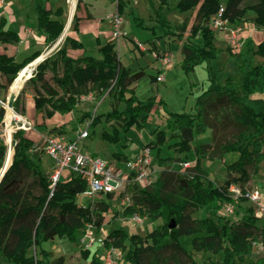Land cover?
Here are the masks:
<instances>
[{"label":"trees","instance_id":"1","mask_svg":"<svg viewBox=\"0 0 264 264\" xmlns=\"http://www.w3.org/2000/svg\"><path fill=\"white\" fill-rule=\"evenodd\" d=\"M80 1L72 18L74 31H78ZM110 1L116 3V12L122 16L127 0ZM157 1L153 19L162 30L157 38L168 36L181 41V67L185 72L218 55L215 31L210 28L209 20L220 7H223L222 17L231 25L251 22L264 28V0H227L224 5L220 0H176L173 8L190 12L178 25L170 24L162 14L169 0ZM247 12H251V17ZM63 13L62 6L54 11L42 5L39 7L37 30L45 36L46 44L54 43L62 33ZM133 19L137 25L143 23L141 17L134 16ZM5 23V18L0 16V42H19L18 33L4 29ZM115 47L116 42L111 39L99 46V58L84 52L72 57L67 54V49H83V46L77 39L66 36L55 56L38 62L26 81L34 89L35 113L43 119L51 118L55 113H70L76 109L82 95L93 93L96 99L106 96L112 103L106 112L94 114L82 110L76 118L81 124L92 117L89 136L95 134V128L104 119L112 122V127L99 134L109 143L120 142V132L130 127L141 129L163 100L156 95L145 99L137 97L132 84L146 73L143 69L131 72L122 66ZM227 52L237 60L238 71L220 81L216 70L207 65L210 82L196 97L195 112L169 111L165 121L169 133L156 130L154 139L145 144L153 150V157L159 163L180 161L177 156L161 157L162 146L185 156L193 150L196 159L192 172L183 171L180 166L178 169L162 168L150 185L140 187L134 183L127 187L131 201L124 207L125 216L136 213L151 220L161 219V223L145 235L128 233L118 226L103 237V248L121 250L127 264H199L194 253L216 254L220 251L223 258L214 264H264V258L250 256L253 243L264 242V221L258 225L259 216L254 207L245 208L242 214L235 211L233 218L220 212L223 203L240 206V202L235 204L230 196V186L244 187L264 160V103L258 111L247 103L250 95L264 94V38L256 45L246 38L241 49L229 45ZM40 53L41 49H38L21 61L1 54L0 92L6 93L18 72ZM256 57L261 60L252 63ZM49 72L53 83L46 77ZM150 78L152 80V76ZM24 94L22 88L12 105L21 115L25 114ZM4 113V107L0 106V124ZM34 128L35 125L29 129L18 128L12 133L11 164L0 180V256L7 264H82L68 263L64 255H54L52 250L43 247V243L55 237L76 242L88 223L99 231L104 224L102 213L108 212L109 204L106 199L87 204L77 202V193L87 186V179L81 174L67 176L51 187L50 173L42 167L43 151L35 149L30 133ZM207 129L212 130L210 142L193 143ZM65 132L58 128L57 133ZM126 141L124 138L121 144L127 147ZM227 152H238V158L226 164L224 182L215 185L200 160L204 155L221 159ZM5 153L6 147L0 138V168ZM115 155L125 158L122 154ZM106 197L111 199L112 195ZM204 206H211L206 215L194 217L193 214ZM172 220L174 227L170 228ZM181 236L191 237L192 251L180 242ZM80 255L88 260V264H103L99 249L84 248Z\"/></svg>","mask_w":264,"mask_h":264},{"label":"rangeland","instance_id":"2","mask_svg":"<svg viewBox=\"0 0 264 264\" xmlns=\"http://www.w3.org/2000/svg\"><path fill=\"white\" fill-rule=\"evenodd\" d=\"M10 1V0H7ZM15 2V6H17L18 0H12ZM227 0H220L221 3H225ZM176 3V0H169V5L165 6V8L162 11V14L166 17L168 22L173 25L180 24L186 15H188V12H179L177 9L173 8L174 4ZM29 4V3H28ZM27 5V4H26ZM29 6V5H28ZM149 6H146L144 3V0L138 1L136 7H134V15H129L126 13V15L122 18L123 21V29L126 31V34L131 37L144 39L145 37V28L137 26L136 22L133 19V16H142L146 19V21H149V13L151 12V9L148 8ZM116 12L115 11L110 13V17H112ZM153 13V12H152ZM247 15H251V12H247ZM154 17V13H153ZM111 22L113 24V19L111 18ZM251 23V22H250ZM250 26V25H246ZM249 29H241L238 27H232L230 24H228L227 29L225 30H217L215 32V38L214 43L219 49L218 55L211 59L209 62H203L200 65L195 66L194 70L185 72L183 68L181 67V59L179 60L178 64H176L177 61V49L175 48V45L171 42H177L176 38H168L170 40V50L167 48L164 53H167L168 58L170 59V68L173 67V65H176L175 70H173L170 73H167L165 75L164 81L160 84V90L159 94L154 91V88L152 85H150L149 80L147 78H143L138 82V85L136 86V94L140 98H147L148 96H152L155 94H158L159 96H162L164 99V103L159 107L158 112L153 113L150 115V118L145 122L143 127L141 129H136L135 127H130L125 132H120V142L113 144L109 143L105 140H102L100 138L99 132L102 129L111 130L112 122L106 121V119L102 120V123L98 125L95 128V135L90 136L88 138L82 139L79 143L80 147L85 151H97L103 158L110 157L113 151L117 150H125L128 155H133L137 151L140 150L141 147L148 142L152 136H155L156 130H165L166 125L165 121L168 116L169 111L173 112H187L189 113L192 109L195 108V100L198 94L203 91L209 84V75L208 71L206 69L207 65H211L214 70H216V75L222 81L226 76L234 74L238 71V62L237 60L231 56L227 52V48L230 45L233 49L239 50L241 49L244 41L248 37L247 34L254 28V26H250ZM256 27V26H255ZM230 28H234L236 31V38L234 41L230 37L229 30ZM260 33V36L264 38V28H258L256 27ZM161 29V28H160ZM227 32V33H226ZM260 36L255 39L256 41L253 42L254 45L258 44L260 41H257L260 39ZM121 41L124 43L130 45L131 41L130 38H127L123 36L118 43V51L119 55H122L121 48ZM145 43L142 42V45ZM163 44H165L163 42ZM138 47V46H137ZM169 52L171 54H169ZM90 54H94L90 52ZM149 56H152V53L148 51ZM140 55V54H139ZM181 56V55H180ZM141 60H139V64H142V62H145L147 60V57L140 56ZM125 61L127 60L130 64V66L138 70V63L134 59L130 58L129 53L125 55ZM261 59L259 57H256L252 63H255L257 61H260ZM166 68V67H165ZM31 76V75H30ZM29 76V77H30ZM28 77V78H29ZM46 77L48 80L53 83L51 79V72H49ZM27 78V79H28ZM27 79L23 81L20 90L23 88L26 95H33L34 89L33 86L30 83H26ZM158 80V79H157ZM204 81L206 84V87L204 89H201L200 84ZM193 82H197L198 84L193 85ZM194 92V93H193ZM24 94L23 98V105L26 106V95ZM9 95V89L6 93L0 92V106L4 107V111H6V103ZM194 95V97H193ZM264 94L262 93H254L249 96L247 99V103L250 104V106L255 110L258 111L259 108L263 105L264 100H262V97ZM3 97L5 98L3 100ZM195 98V99H194ZM102 99V100H101ZM101 99H96L94 96L91 100H85L84 102H79L77 107L78 109L76 111H73L70 114V118L68 119L69 115L59 114L55 115L51 118H49L50 125L46 123L45 127H39L38 130L42 131L43 133L48 130L49 133H55L58 131V128H63L66 132V135H72L78 130L81 126L84 127V123H78L76 121V118L81 114L82 110H88V111H95L96 113L100 112H106V110L111 108L112 101L107 98L106 96H103ZM26 109V108H25ZM12 113L15 114V118L12 119V131H11V144L13 145L12 141V133L16 131L18 128H23L25 121H31L34 120L33 113L31 110H28V117L26 116V110L25 114L21 115L19 113H16L12 109ZM5 115V113H4ZM35 116V115H34ZM57 116V117H56ZM36 117V116H35ZM68 119V120H67ZM34 123H31L32 125H35L36 121H33ZM63 125V127H60ZM54 126L56 128H54ZM76 127V128H75ZM83 127L81 129H83ZM24 129V128H23ZM39 131H37L35 128L30 132L35 138V145L41 146L42 145V136L39 134ZM46 134V133H45ZM6 135V125L5 120L3 117L2 124H0V138L3 140V144L5 145L7 149V144L5 140ZM212 130L208 129L207 134L203 136V138H209L211 139ZM227 137V133L225 134ZM76 137V135L74 136ZM124 138L127 139V147L123 146L121 144V140ZM202 138V139H203ZM199 139V138H198ZM13 147V146H12ZM14 148V147H13ZM36 149V147H35ZM6 154V153H5ZM165 152L161 154V157H166ZM239 153L238 152H227L224 154V157L221 159H211L205 156L203 159L201 158L200 162H202V167L204 170L208 172V178L214 182L215 185L222 184L225 179L226 175V164L234 161L238 158ZM184 160H187V158H180V161H174V162H163L159 163L158 160H156L155 167L159 171L162 168H173L178 169V166L181 162ZM42 167L46 170L49 169L50 164V157L43 152L42 154ZM188 172L194 171L193 169V163L190 162V167L186 170ZM244 190L246 188H257L259 193L261 194V204L264 207V160L261 161L258 165V169L256 173L252 176V179L244 186L242 187ZM106 199L109 204V210L108 212H103L104 216V224L101 227L99 231L96 232V240L91 245H87V242L82 241V236L76 241V242H70L65 237H55L52 241H47L43 243V247L50 249L54 252V255H64L65 259L68 263H74V262H81L82 264H88V260L83 259L80 255V250L84 248H89L91 251L95 249L100 250V255L103 256V254L106 251V248H103L102 246V239L103 237L113 228L121 226L123 227L128 233H137L139 235H145L147 234L151 229H153L155 226L161 223V219L157 220H151L148 217L143 218L142 223H132L129 216H125L123 214L124 205L121 204L120 198L115 197L113 199H109L106 196L102 197H78L77 202L82 204H87L88 202H95L99 201L100 199L103 200ZM239 205H233V212H226L225 206L227 203H223L222 207L220 209V212L227 216L228 218L234 217V212H238L239 214L244 213L245 208L250 207L249 202L246 200L239 201ZM211 206H204L199 211L193 214L194 217H203L206 215L208 209H210ZM255 212H256V208ZM259 221L258 225H262L264 221V212L258 214ZM180 242L183 244V246L188 249L189 251H192V245H191V237L181 236L179 238ZM262 247L260 246V242L253 243L252 245V252L251 257L252 258H264V242H262ZM123 252L121 250H118V252L112 257V264H127L124 260ZM194 257L198 261L199 264H214L215 262H218L222 260L223 258V252L220 251L219 253H194ZM1 259V256H0ZM1 264V263H0Z\"/></svg>","mask_w":264,"mask_h":264},{"label":"crops","instance_id":"3","mask_svg":"<svg viewBox=\"0 0 264 264\" xmlns=\"http://www.w3.org/2000/svg\"><path fill=\"white\" fill-rule=\"evenodd\" d=\"M138 1H141V0H127L125 10H124L121 17H124L126 15V13L129 15H131V14L134 15V7H136ZM77 2H78V0H75V6H74L73 12L71 14L72 18H73L74 13L76 12ZM18 3L19 4L17 6H15L14 1L4 0L2 6L0 7V16L4 17L6 20L4 29H9V30L17 32L18 36L20 38L19 42H17V43H2V42H0V55L6 54L8 56H13L16 61H21L24 57L30 55L32 52H34L38 49H41L40 55L34 59L37 61L34 63V65L31 66V75H32L34 68L38 62L45 59L46 57H54L55 56L56 51L61 47L66 36H70V37L77 39L78 41H80L82 43V46H83V49H80V48H78V49H67V54L72 56V57H78V56L82 55L83 52L85 54L91 55L90 52H92V53H94V54H92V56L99 58V57H101V54L98 52L99 46L112 39V22H111L110 13L115 11L116 3L112 2L110 0H81L79 10L77 11V15L80 17L78 31H74L71 28L72 18H70L71 21H70V23L67 27V30H66V23H67L68 14H69V0H46L44 2H41V0H18ZM144 3L146 4V6H149L148 8L151 9V12H148L149 13L148 14L149 15V19H148L149 21H146V19L144 17L137 15V17H141L143 19V23L141 25H137V26L145 28V36H144L145 38L139 39V38H136V36L134 38L131 36H128V34H126V31L123 29L125 31V37L130 38L131 43H130V45H128V44L124 43L123 41H121V44H122L121 48H123L122 55H119L117 43H116L115 48H116V51L118 53V57H119V60L122 64V66L128 68L131 72H135V71H138L140 69H143L146 73L138 81H136L132 84V88L134 89L135 94H136V86L138 85V82L143 78H147L149 80L150 85L153 86L154 91L159 94L160 84L164 81L165 75L167 73L172 72L176 68L175 64L173 65L172 68H170V66H171L170 59H169L168 63L164 64L162 62L161 58L159 57V54L164 53V51L167 48H169V50L171 49L170 48V40L171 39H168V38L173 39L175 37L165 36V37L157 38V36H160L162 34V30L160 29V26L158 25V23L153 19V13L152 12H153V8L157 7L158 1L157 0H144ZM221 4L224 5V3H221ZM41 5L43 7H45L46 9H51L53 11L56 10L60 6H62L64 8V13H63L61 19H63L65 24H64V28H63L62 33L57 38V40H58L61 37L58 43H56L57 42V40H56L52 44H46L45 43V36L40 31L37 30L36 17L38 14V9ZM189 15H190V12H188V15H186L185 17H187ZM53 17L57 18L56 16H53ZM249 17H251V15ZM246 25L254 26V28L247 34V36H248L247 38L252 39L253 42L256 41L255 39H257V37L260 36V33L258 32L259 30L255 27L254 24H252L250 22H243L239 25H236V26L231 25V26L232 27H238L241 29L251 28L250 26H246ZM122 28H123V26H122ZM262 39H263V37L260 36V39H258L257 41H261ZM97 40L100 42V44H98ZM138 42H141V43L144 42L145 43L144 44L145 46H143L144 49H140L139 47H137ZM163 42L165 44H163ZM171 43L174 44L175 48L177 49V51H176L177 52L176 64H178L179 60L181 59V61H182V57H183V55L181 53V41H179L177 39V42H171ZM148 51H150L152 53L151 57L149 56ZM128 53H129L130 58L137 61L138 70L133 69L130 66L129 62L127 60L126 61L124 60L125 55ZM169 54H171V53L169 52ZM40 56L42 58L38 60V58ZM140 56L147 57V60L145 62H142V64H139V60H141ZM180 64H181V62H180ZM150 76H152V80H151ZM158 76H161L162 79L157 80ZM204 83L205 82L202 81V83L200 84L201 89H204L206 87V84H204ZM196 84H198V83L193 82L194 87ZM158 94H155V95L158 97ZM137 97H138V95H137ZM193 97H194V95H193ZM138 98L139 99H145V98H140V97H138ZM159 98H161L163 100V103L165 102L164 99L162 98V96H159L158 99ZM262 100H264V96L262 97ZM26 101H27L26 106H25L26 116L28 117V110L29 109L31 110L32 113L34 112L33 114L36 117L33 115L34 120H31V121L29 120V121L32 124L34 123L33 121H36L35 122V129L37 131H39L38 130L39 127H45L46 123H48L51 120H49V118L43 119L40 114L35 113L32 95H26ZM80 102H84V101H80ZM159 107H158V109H159ZM77 109H78V107H76V109L74 111H76ZM158 109L156 111H153V113L158 112ZM72 112H70V113H72ZM194 112H195V108H194V110L192 109L189 113H194ZM55 115H59V113H55L53 116H55ZM65 115H69L68 119L70 118L69 113L64 114V116ZM43 122L45 123L44 125H42ZM51 122H49L48 125H50ZM82 127L83 126H81L79 129H81ZM76 131H77V129H76ZM76 131L72 135L67 136L66 133H63V135L67 139H74L75 138L74 136L76 135ZM165 131L169 133V131L167 129H165ZM207 131H208V129H207ZM207 131L205 134H201V135L197 136L196 139L193 141V143L210 142L211 139H209L207 137L203 138V136H205L207 134ZM45 133L46 134L49 133L48 130H46ZM45 133H43L42 131H39L40 135H45ZM55 133H57V131ZM88 137H90V136H88ZM154 137L155 136H152V138L150 140L154 139ZM33 139L35 140V138H33ZM148 142H146V143H148ZM145 144L141 147V149L145 146ZM141 149L136 150L137 152L131 156L127 154L126 149L113 151L110 157H106L104 159H108L110 161H114V162H117V163L123 165L122 163L124 161L134 157L137 153H139L141 151ZM89 152L102 157L97 151H89ZM163 152H165V154H166L165 156H177L180 158H187L186 161H188L189 163L192 162L193 165H194V162L196 159V155H195L193 150L189 151L187 153V155L185 156L184 154H174L172 150L167 149L166 146H162L161 147V154H163ZM115 153L122 154L123 156H125V158H119L118 156L115 155ZM151 155H152V164L155 166L156 160L153 157V155H154L153 150H151ZM205 156H207V155H204V157ZM204 157H202V159ZM50 169H51V161L49 164V169L47 170V171H49V173H50ZM67 174H68V172L65 171L62 179H65L67 177ZM0 263L1 264H7L2 257L0 259Z\"/></svg>","mask_w":264,"mask_h":264},{"label":"built area","instance_id":"4","mask_svg":"<svg viewBox=\"0 0 264 264\" xmlns=\"http://www.w3.org/2000/svg\"><path fill=\"white\" fill-rule=\"evenodd\" d=\"M4 0H0V7ZM223 7H220L218 12L213 14L209 20V26L215 32L217 30L227 29L228 22L222 17ZM113 19L112 24V39L118 44L120 39L125 36V31L122 28V18L115 12L111 17ZM236 31L234 28H230L229 33L231 39L234 41L236 38ZM140 49H144L141 42L137 43ZM164 64L169 62L167 53H160ZM162 77L158 76V80ZM93 93L82 95L80 101L91 100ZM95 114V111H93ZM91 118L84 122L83 129L76 131V137L74 139H67L63 134L59 133H47L42 136V145H36V148L41 149L51 159L50 180L51 187H53L58 181L62 180L65 171L68 172L67 176L72 174L84 175L87 179L86 188L77 193L78 197H104L111 194L112 198H120V202L124 207L131 201V193L128 190V186L131 184H137L140 187L150 185L156 178L158 170L152 164L151 149L145 146L131 159L124 161L121 165L117 162L104 159L89 151L83 150L79 143L82 139L89 136V125ZM24 129L31 128L30 121H25L23 125ZM183 171H186L190 167L188 161H183L180 164ZM66 176V175H65ZM230 196L234 203H238L241 200H246L254 208H256V215L264 212V207L261 204V194L257 188H246L245 190L237 184H232L229 188ZM104 199V198H103ZM101 200V199H100ZM82 204V203H80ZM233 203H227L225 211L233 212ZM130 220L132 223H142L143 218L139 214H132ZM96 227L88 223L82 234V241L87 242V245H91L95 242ZM263 243L260 242L262 247ZM118 252L117 248H107L103 254V264H112V257Z\"/></svg>","mask_w":264,"mask_h":264},{"label":"bare ground","instance_id":"5","mask_svg":"<svg viewBox=\"0 0 264 264\" xmlns=\"http://www.w3.org/2000/svg\"><path fill=\"white\" fill-rule=\"evenodd\" d=\"M74 6H75V0H69V14H68V20H67V23H66V30H67V27H68V25H69V23L71 21L70 18H72L71 14L73 12ZM60 38L57 40L56 43L59 42ZM41 58L42 57L40 56L38 58V60L41 59ZM36 61L37 60L32 61L31 63L26 65L24 68H22L18 72V74L14 78L13 82L9 86V93L16 94L19 91L23 81H25L31 75V66L34 65V63ZM15 117H16L15 114L12 113V109L7 107V105H6V111H5V115H4V120H5V125H6L5 140H6V144H7V150H8L7 165L10 164L11 159H12V155H13V147H12L13 145L11 144V131H12L13 128H12L11 122H12V119L15 118Z\"/></svg>","mask_w":264,"mask_h":264},{"label":"water","instance_id":"6","mask_svg":"<svg viewBox=\"0 0 264 264\" xmlns=\"http://www.w3.org/2000/svg\"><path fill=\"white\" fill-rule=\"evenodd\" d=\"M18 93H19V92H17L16 94H14V93H9V95H8V99H7V103H6L7 107L13 109V107H12V105H13V101L16 99ZM13 151H14V148H13ZM7 159H8V150L6 149V154H5L4 162H3L2 167L0 168V180H1V178H2V176H3V174H4V172L6 171L7 167L11 164V162H10V164L7 165ZM171 222H172V223L170 224V228H173V227H174L173 220H172Z\"/></svg>","mask_w":264,"mask_h":264}]
</instances>
